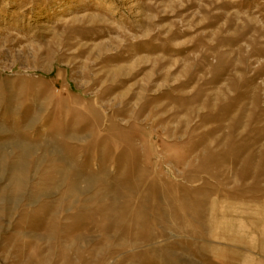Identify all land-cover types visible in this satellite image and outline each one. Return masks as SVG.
Here are the masks:
<instances>
[{"label": "rangeland", "instance_id": "374dc122", "mask_svg": "<svg viewBox=\"0 0 264 264\" xmlns=\"http://www.w3.org/2000/svg\"><path fill=\"white\" fill-rule=\"evenodd\" d=\"M247 261L264 0H0V264Z\"/></svg>", "mask_w": 264, "mask_h": 264}, {"label": "bare ground", "instance_id": "6f19581e", "mask_svg": "<svg viewBox=\"0 0 264 264\" xmlns=\"http://www.w3.org/2000/svg\"><path fill=\"white\" fill-rule=\"evenodd\" d=\"M252 262V261H251ZM245 264H251L249 261L245 262Z\"/></svg>", "mask_w": 264, "mask_h": 264}]
</instances>
